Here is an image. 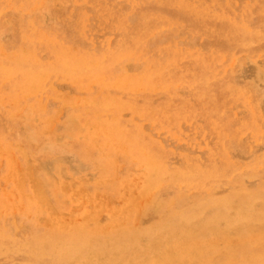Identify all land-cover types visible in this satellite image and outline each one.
Listing matches in <instances>:
<instances>
[{"label":"rangeland","instance_id":"1","mask_svg":"<svg viewBox=\"0 0 264 264\" xmlns=\"http://www.w3.org/2000/svg\"><path fill=\"white\" fill-rule=\"evenodd\" d=\"M179 1L0 0V264H264V0Z\"/></svg>","mask_w":264,"mask_h":264},{"label":"bare ground","instance_id":"2","mask_svg":"<svg viewBox=\"0 0 264 264\" xmlns=\"http://www.w3.org/2000/svg\"><path fill=\"white\" fill-rule=\"evenodd\" d=\"M179 2H182V0H180ZM184 2V1H183ZM158 17H160V16H158ZM157 17V18H158ZM164 18V17H163ZM161 19V18H160ZM122 20V19H121ZM158 20V19H157ZM167 20V19H166ZM143 25V24H142ZM135 26V25H134ZM144 26V25H143ZM125 27V26H124ZM142 27V26H141ZM135 28V27H134ZM143 28V27H142ZM138 30V29H137ZM136 30V31H137ZM140 31V30H139ZM142 31V30H141ZM122 32H124V31H122ZM132 32H134V31H132ZM138 32V31H137ZM235 32V31H234ZM142 33V32H141ZM143 33H144V30H143ZM135 34H137V33H134L133 35H135ZM139 34V33H138ZM135 39V38H134ZM137 39V38H136ZM139 41V40H138ZM137 42V41H136ZM121 47V46H120ZM123 48V47H122ZM118 49H120V48H118ZM80 61V60H79ZM78 64V63H77ZM76 64V65H77ZM77 66H79V65H77ZM34 192V191H33ZM29 195V194H28ZM37 195V194H36ZM30 196V195H29ZM38 198H39V196H38ZM28 200V199H27ZM30 201V200H29ZM37 201H38V199H37ZM39 203H40V200H39ZM42 203H40V205H41ZM29 207V206H28ZM41 207V206H40ZM127 208V207H126ZM182 215V217H184V214H181ZM47 221V220H46ZM59 221V220H58ZM45 223V222H44ZM47 223V222H46ZM49 224V223H48ZM64 225V224H63ZM55 226H53V228H54ZM36 228V227H35ZM98 228V227H97ZM165 229L167 230V235H165V236H163V238H162V243L160 244V245H157V247L155 248V249H152V251H153V254H156V255H154V260L152 261V263L153 264H162V262L158 259V258H160V257H158L157 255H161V256H165V257H170V255H174V256H177V255H179V253H180V251H181V249H183V248H186L185 246H180V245H178V248H176V249H174V250H172L171 249V247H170V244L168 243L169 241H172L170 238H175L174 239V241L177 239V236L173 233V229H172V227L171 226H166L165 227ZM35 231V230H34ZM3 232V231H2ZM7 233V232H6ZM0 234H1V232H0ZM3 234V233H2ZM26 234H29V233H26ZM190 235V234H189ZM3 236V235H2ZM11 236V235H10ZM27 243V242H26ZM18 244V243H17ZM16 245V244H15ZM20 245V244H19ZM5 247H6V245H4ZM30 246V245H29ZM116 245H114V247H115ZM193 246V244L192 243H189L188 244V246H187V248H186V250L184 251V252H186V251H188V250H190L191 249V247ZM1 247V246H0ZM11 248H13V247H11ZM30 248V247H29ZM6 250V249H5ZM14 250V249H13ZM117 250V249H116ZM8 251V250H7ZM20 251H21V249H20ZM173 251H176V253H173ZM19 252V251H18ZM116 254V253H115ZM145 255H143L141 258H139L138 260H137V264H147V260L149 259V258H146V257H144ZM47 257H48V255H47ZM47 257H46V259H47ZM51 258V257H50ZM162 259V258H161ZM119 261V257H113V255H111L109 252H107L106 254H105V256L102 258V259H100V260H98V259H96V260H94V264H116L117 262ZM93 262V261H92ZM91 262V263H92ZM90 263V262H89ZM90 263V264H91ZM93 264V263H92ZM121 264H125V260H122L121 261Z\"/></svg>","mask_w":264,"mask_h":264}]
</instances>
